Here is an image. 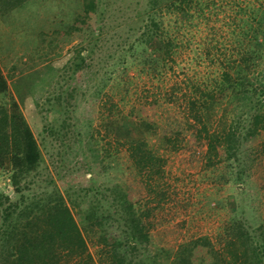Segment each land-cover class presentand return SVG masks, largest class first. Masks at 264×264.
I'll list each match as a JSON object with an SVG mask.
<instances>
[{
    "label": "rangeland",
    "instance_id": "rangeland-1",
    "mask_svg": "<svg viewBox=\"0 0 264 264\" xmlns=\"http://www.w3.org/2000/svg\"><path fill=\"white\" fill-rule=\"evenodd\" d=\"M103 2L104 22H99L101 26L106 24L103 34L68 42L62 41L60 33L80 10L78 0H29L8 11L0 6V65L9 85L4 102L18 103L43 155L38 182L26 193L34 195L57 188L67 202H90L96 197L108 207L112 199L104 197L112 192L99 164L118 161V170L108 175L135 189L130 190L136 212L144 221L152 222L148 248L127 254L132 264H159L164 260L171 264L181 245L205 236L230 259L224 239L233 220L242 219L252 232L264 220V155L246 150L240 154V161L207 165L205 148L194 142L192 132L182 124L186 112L183 99L193 93L192 87L183 83L191 80L190 85L201 84L207 75H214L217 66L208 65L203 56L206 43L233 49L230 31L234 26L230 20L237 9L235 3H241L246 11L249 8L246 14H240L245 21L251 9L264 10V0H223L224 7H216L204 24H185L182 47L176 49L161 79L144 75L133 82L130 92L115 83H105L104 75L105 68L116 62L120 46L136 38L128 26L143 0ZM163 19L169 29L167 21L171 16L163 15ZM100 29L97 26L95 34ZM91 49L94 53L87 64L78 72L73 70L77 53L82 51L86 56ZM175 85L183 87L176 91L179 102L170 100ZM98 90L99 95H95ZM133 108L135 117L155 125L147 141L154 153L165 160L164 175L154 179L158 184L134 173L125 138L108 134L106 128L114 120L123 127L128 125ZM224 108L229 121L233 117L248 121L254 112L246 108L242 96L226 101ZM218 111L217 118L222 107ZM215 128L221 129L219 125ZM179 129L183 134L174 148L164 136L175 139ZM0 188L17 199L4 177H0ZM88 189L91 197L84 196ZM98 191L100 194L93 196ZM73 211L77 217L76 209ZM88 236L89 252L98 264L101 247L91 241L93 235ZM152 255H159L160 262L146 259Z\"/></svg>",
    "mask_w": 264,
    "mask_h": 264
},
{
    "label": "trees",
    "instance_id": "trees-1",
    "mask_svg": "<svg viewBox=\"0 0 264 264\" xmlns=\"http://www.w3.org/2000/svg\"><path fill=\"white\" fill-rule=\"evenodd\" d=\"M26 1L29 0H0V6L8 11ZM78 4L80 10L60 33L64 42L82 41L91 35V38H98L103 34L106 24H99L104 22L103 0H78ZM235 4L237 9L230 20V25L234 26L230 31L234 38L233 49L206 43L203 56L208 65L217 66L214 75H207L201 84L190 85L191 80L183 83L192 87L193 93L183 99L186 112L182 124L192 132L194 142L205 148L207 165L240 161V154L246 150L264 155V10L251 9L244 21L240 14H246L249 8L246 11L241 3ZM140 5L141 9L128 26V31L136 38L120 46L116 62L105 68L104 75L105 83H115L128 92L133 82L144 75L161 79L176 49L182 47L180 38L187 25L204 24L210 13L216 12V7L223 8L225 4L223 0L221 3L143 0ZM163 15L171 16L167 21L169 29ZM97 26L101 29L95 34ZM172 28L175 31H171ZM92 53V49L86 56L78 52L73 70H81L92 58ZM182 88V85L173 86L170 100L179 102L176 91ZM8 91V81L0 65V177L8 181L17 198L12 199L0 188V264H71L73 260L72 264H96L89 252L88 235H93L91 241L101 247L98 264H132L127 254L148 248L152 222L144 221L136 212L130 190L135 189L108 175L113 169L112 172L117 171L120 163L114 161L112 165L103 161L99 164L100 173L108 178L112 192L111 196L104 197L112 199L108 207L96 197L90 202L69 200V203L57 188L34 195L26 193L38 182L43 155L18 103L8 105L4 102ZM99 91L95 95H99ZM241 96L246 100V108L254 112L248 121L241 117L229 121L225 103ZM221 107L223 112L217 118ZM134 114L133 108L129 115L131 121L124 127L117 120L108 123V134L125 138L128 159L136 175L146 176L149 181L160 179L164 175L165 160L154 153L147 141V136L155 132V125ZM218 125L219 130L215 128ZM182 130H178L175 139L165 135L167 144L177 148ZM248 161L251 164L249 157ZM90 193L88 189L84 196L91 197ZM99 194L98 191L93 196ZM258 224L252 232L242 219L233 220L224 239L230 259L205 236L181 245L171 264H264V220ZM146 259L160 262L159 255ZM159 264H165V260Z\"/></svg>",
    "mask_w": 264,
    "mask_h": 264
}]
</instances>
